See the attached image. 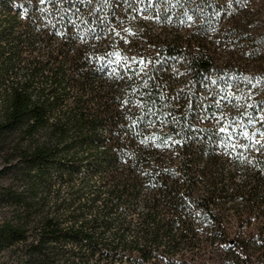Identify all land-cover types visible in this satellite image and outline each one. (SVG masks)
<instances>
[{
  "label": "trees",
  "instance_id": "trees-1",
  "mask_svg": "<svg viewBox=\"0 0 264 264\" xmlns=\"http://www.w3.org/2000/svg\"><path fill=\"white\" fill-rule=\"evenodd\" d=\"M261 103L264 0H0V252L264 264Z\"/></svg>",
  "mask_w": 264,
  "mask_h": 264
},
{
  "label": "rangeland",
  "instance_id": "rangeland-1",
  "mask_svg": "<svg viewBox=\"0 0 264 264\" xmlns=\"http://www.w3.org/2000/svg\"><path fill=\"white\" fill-rule=\"evenodd\" d=\"M261 112L260 117L254 118L251 121V133L256 134L254 135V138L259 141L260 143L264 144V135H261L260 133H264V126L261 121H264V103H261ZM252 150V149H251ZM251 152V151H249ZM248 161L250 162L251 156L248 157ZM207 162V157L203 153L197 160V167L202 168L205 163ZM2 163L0 162V165ZM243 177V176H240ZM242 179V178H241ZM8 188H14L17 192L21 190L19 187V184L16 183V181H13L10 174H3L0 175V197L2 195V192ZM69 197L67 189L64 187L62 190L61 198H67ZM54 199H50L49 203L51 205H54ZM15 213L14 207L3 202L0 199V224H2L4 221L10 219ZM21 259V253L20 248L13 247L10 249H6L0 252V264H18L20 263Z\"/></svg>",
  "mask_w": 264,
  "mask_h": 264
},
{
  "label": "snow or ice",
  "instance_id": "snow-or-ice-1",
  "mask_svg": "<svg viewBox=\"0 0 264 264\" xmlns=\"http://www.w3.org/2000/svg\"><path fill=\"white\" fill-rule=\"evenodd\" d=\"M139 11H147V9H143V10H139ZM118 55V54H117ZM140 63L142 64L143 61L141 60ZM221 132H225V128H221L220 129ZM261 135H264V133H260ZM242 135L245 137V138H249V133L248 132H244L242 133ZM252 135H256V134H252ZM229 139H231V137H228ZM166 143L165 141H162V144ZM245 147H247V145H245Z\"/></svg>",
  "mask_w": 264,
  "mask_h": 264
}]
</instances>
